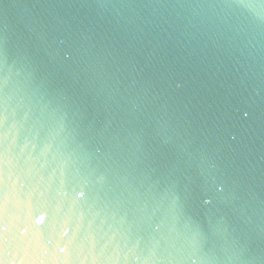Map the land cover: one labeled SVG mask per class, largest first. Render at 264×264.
Here are the masks:
<instances>
[{
    "label": "water",
    "instance_id": "water-1",
    "mask_svg": "<svg viewBox=\"0 0 264 264\" xmlns=\"http://www.w3.org/2000/svg\"><path fill=\"white\" fill-rule=\"evenodd\" d=\"M0 264H264V0H0Z\"/></svg>",
    "mask_w": 264,
    "mask_h": 264
}]
</instances>
